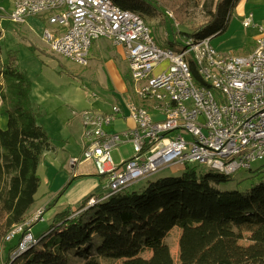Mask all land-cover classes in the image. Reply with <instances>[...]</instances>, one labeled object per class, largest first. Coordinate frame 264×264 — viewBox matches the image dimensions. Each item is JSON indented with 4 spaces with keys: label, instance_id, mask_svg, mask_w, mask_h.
<instances>
[{
    "label": "built area",
    "instance_id": "built-area-1",
    "mask_svg": "<svg viewBox=\"0 0 264 264\" xmlns=\"http://www.w3.org/2000/svg\"><path fill=\"white\" fill-rule=\"evenodd\" d=\"M4 17L13 24L43 18L42 40L52 55L81 67L88 65L94 41L125 51L133 100L106 113L83 111L81 153L69 161L72 167L93 164L105 181L103 198L172 166L196 165L231 177L264 158V25H255L251 13L241 22L256 31L253 49L244 55L219 53L212 37L188 40L178 52L160 48L142 17L112 0H13ZM161 63L166 66L156 70ZM124 109L133 127L109 132ZM124 144L131 155L114 165L110 152ZM97 201L91 198L86 207ZM39 219H27L5 236L7 242L22 236L18 255L37 243L30 228Z\"/></svg>",
    "mask_w": 264,
    "mask_h": 264
},
{
    "label": "trees",
    "instance_id": "trees-1",
    "mask_svg": "<svg viewBox=\"0 0 264 264\" xmlns=\"http://www.w3.org/2000/svg\"><path fill=\"white\" fill-rule=\"evenodd\" d=\"M238 1L215 0L209 20L181 34L187 41H198L224 33ZM112 2L140 16L151 9L146 0ZM170 44L178 50L184 45ZM190 69L199 81L194 67ZM30 91L28 76L15 56L8 55L2 62L0 54V108L7 117L6 127L0 129V245L14 226L26 221L40 186L38 166L45 154L56 151L37 121ZM230 178L185 167L178 176L148 181L138 190L98 196L99 201L86 207L92 198L88 197L77 212L55 215L53 229L7 264H74L77 260L80 264H175L165 243L174 228L180 230L178 264H264V181L244 191L220 190ZM243 234L247 244L239 242ZM144 252L150 256L142 257Z\"/></svg>",
    "mask_w": 264,
    "mask_h": 264
},
{
    "label": "rangeland",
    "instance_id": "rangeland-1",
    "mask_svg": "<svg viewBox=\"0 0 264 264\" xmlns=\"http://www.w3.org/2000/svg\"><path fill=\"white\" fill-rule=\"evenodd\" d=\"M146 1L151 9H148L149 13L147 15H141V17L149 27L154 42L160 48L171 49L173 52H178L180 49L178 50V47L174 46L168 47V45H171L170 43L180 45L186 42L187 37L181 33H190L195 28L205 24L214 11L215 3V0ZM250 13L253 15V23L255 25H264V0L238 1L237 5L230 12V19L226 31L211 38V45L219 53L244 55L253 49V40L256 31L252 27L243 28L241 25L243 18ZM27 21L24 24H13L10 22L1 24V59L2 61H6L8 55L15 56L18 67L26 72L30 81V99L33 109L38 112V123L43 125L50 138L53 140L57 139V141L54 140L53 144L58 147L60 146V149L63 141L68 138L71 146H66V150H68L67 152L70 155H76L77 150L80 147L82 148L81 145L83 144L82 138H80L82 135L81 113L85 110L102 108L108 106L107 104L117 103V100L123 106L125 104L124 98L112 92L115 90H110L108 87L110 80H104V77L101 74H97V72L96 74L99 76L97 79L98 83L96 85L90 84L88 65L81 67L52 55L49 46L41 39L43 29L40 28L36 20ZM28 27L32 29V32L28 30ZM26 30L29 36L26 35ZM33 45H37L39 49ZM165 66V63H161L156 70L164 68ZM126 88L127 97L133 100L134 95L129 77L126 79ZM0 118V129H4L6 127L7 117L1 108ZM130 152L131 147L127 144L121 145L117 150H112L110 156L113 164L119 165L121 155L124 156L125 153ZM59 157H55L56 160L53 157H46L44 159L45 164L41 161L39 174L42 177V187L38 193L39 198H41V194L45 191L48 183H51V179L56 183L62 177L60 174L62 175L63 172L68 175L71 174V170L68 169L67 164L64 166V170L59 171L62 166L58 162ZM49 166L51 171H47ZM188 167L203 169L196 165H189ZM182 170V168L176 166L164 168L134 183L135 185L138 184L135 186L136 188H132L133 186H131L128 190H137L139 187L145 186L148 181H154L156 178L178 176ZM259 181H264V158L252 163L249 170L244 168L237 170L231 176L230 181L219 186V189L244 191ZM101 191L102 188L100 186L95 193H100ZM97 196L98 194H92V197ZM99 196H102V194H99ZM43 208H37L30 215H27V219L36 218L37 216L42 219L41 221L39 219L34 222L33 231V227L30 229L35 240H38L43 233L53 229L55 215L63 211H71L68 209L66 199L59 198L46 211L44 216L45 221H43V215L45 213ZM39 231H41L40 235L35 237ZM179 235L180 230L174 228L165 239V243L169 247L170 255L175 264H178ZM21 237V235H18L8 242L4 238V245H0V264H7L9 258L13 259L17 257L15 253L18 255L17 249L19 243L13 253H9V250L16 244L17 241L15 240ZM245 237L246 235L243 234L239 241L241 244L246 243ZM141 256L148 258L150 253L144 252ZM80 263V260H77L74 264ZM102 264H119V262L106 261Z\"/></svg>",
    "mask_w": 264,
    "mask_h": 264
},
{
    "label": "crops",
    "instance_id": "crops-1",
    "mask_svg": "<svg viewBox=\"0 0 264 264\" xmlns=\"http://www.w3.org/2000/svg\"><path fill=\"white\" fill-rule=\"evenodd\" d=\"M12 4H13V0H0V26L2 23L8 22L5 19L4 14L9 12V10H11ZM27 20H36L41 29H44L47 26L46 21L43 18L36 17V18H30V19L28 18ZM28 30L32 32V29H30L29 27H28ZM26 32H27L26 35L29 36L27 30ZM34 47L39 49L37 45H35ZM96 72L97 74H101L104 77V80H108V81L110 80L108 82L109 84L108 87L110 88V90H115V91H112L115 94L121 95L124 98L125 104L122 106L120 105L121 103L118 102L117 100V103H111L110 105L107 104L108 106H104L102 108H96L94 110L102 112V113H106V112H109L110 108L114 105H118L121 108H124L126 103H128L130 99L127 97V93H126L127 91L126 79H128L129 75H128L127 63L125 60V51L123 50V48L119 46H113L109 41L103 40V39L94 41L92 43V46L89 51V56H88L89 83L92 85H96L98 83L97 79L99 78V76L96 74ZM123 112H124L123 117L117 118L107 128L109 132L119 133V132L124 131L125 129L133 127L134 124L132 123V120L128 118L127 111H125L124 109ZM0 127H1V118H0ZM54 140L57 141V139H54ZM54 140L52 139L53 142ZM66 146H69V147L71 146L70 143L68 142V138L65 141H63V143L61 144V149L59 148L60 146L59 147L56 146V149H55L56 151L54 153L45 154L43 157L42 163L44 164L46 163L44 162V159L46 157H53L56 160L55 157L60 156L59 157L60 159H58V162L61 163L62 166L59 169V171L64 170V166L67 164L68 169L71 170V174L68 175L67 173L61 172L62 175L60 174V176L62 177L56 183H54L53 180L51 179V183H48L45 191H43L41 194V198H39L38 193L40 191V188L42 187V177L39 174V169L41 166V163H40L37 169V174L40 178V186L35 195V203L29 209V211L27 212V215H30L37 208L40 209L44 207L43 209L45 210V213L43 215V221H45L44 216L46 214V211L49 209L50 206L54 205V203H56V201L59 198H65L67 201L68 209H70L71 212H76L88 197H92V194L93 195L98 194V196L99 194H102V195L105 194L104 187H103L104 180L96 177L95 169L91 162H85L79 165H75L74 167L69 165V161L71 159L77 158L80 156L81 147L77 150L76 155H70L67 152L68 150H66ZM130 155H131V152L125 153L124 156L121 155L120 160L127 159L129 158ZM47 171H51L50 166L47 169ZM182 172L183 170L180 172V174ZM68 182L69 184L65 187V189H63L64 185ZM137 185L138 184L136 185L134 184L132 188H136L135 186ZM100 186L102 188V191L100 193H95V191ZM141 188L142 187H139L138 189H141ZM61 190L62 192L61 194H59ZM131 190L133 191L136 189H130V191ZM33 230H34V227L32 228V231ZM40 232L41 231H39L35 235V237L39 236Z\"/></svg>",
    "mask_w": 264,
    "mask_h": 264
},
{
    "label": "water",
    "instance_id": "water-1",
    "mask_svg": "<svg viewBox=\"0 0 264 264\" xmlns=\"http://www.w3.org/2000/svg\"><path fill=\"white\" fill-rule=\"evenodd\" d=\"M203 169H204V168H203ZM205 170H206V169H205ZM132 186H133V185H132ZM130 188H131V187H130ZM103 196H104V195H102V198H103ZM92 198H94V197H92ZM90 199H91V198H90ZM90 199H89V200H90ZM94 199H98V198L96 197V198H94ZM89 200H88V201H89ZM87 203H88V202H87ZM86 205H87V204H86ZM76 212H77V211H76Z\"/></svg>",
    "mask_w": 264,
    "mask_h": 264
},
{
    "label": "bare ground",
    "instance_id": "bare-ground-1",
    "mask_svg": "<svg viewBox=\"0 0 264 264\" xmlns=\"http://www.w3.org/2000/svg\"><path fill=\"white\" fill-rule=\"evenodd\" d=\"M33 226H34V224L31 226V228H32ZM31 228H30V229H31Z\"/></svg>",
    "mask_w": 264,
    "mask_h": 264
}]
</instances>
